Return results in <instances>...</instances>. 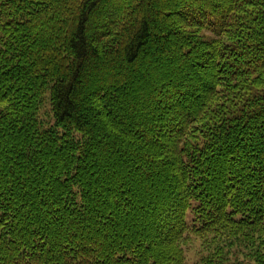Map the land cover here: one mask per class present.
Segmentation results:
<instances>
[{"label":"trees","instance_id":"16d2710c","mask_svg":"<svg viewBox=\"0 0 264 264\" xmlns=\"http://www.w3.org/2000/svg\"><path fill=\"white\" fill-rule=\"evenodd\" d=\"M0 159V264H264V0H0Z\"/></svg>","mask_w":264,"mask_h":264},{"label":"rangeland","instance_id":"374dc122","mask_svg":"<svg viewBox=\"0 0 264 264\" xmlns=\"http://www.w3.org/2000/svg\"><path fill=\"white\" fill-rule=\"evenodd\" d=\"M202 33H204L206 36H209V37L214 35L211 31H207V30L203 31ZM178 64L179 63L177 62L174 65L177 66ZM146 68L148 69V67H145L143 65V66H140L139 68H137V71L138 72L148 71ZM150 106H151V104H148V106L146 105L145 107H142V108L140 106L141 109L140 108L139 109L140 110H142V109L144 110L145 108H149ZM114 112L117 114L116 118H119V115L122 114V113L125 114L124 110H116ZM115 113H113V114H115ZM94 118L96 120H99V121L103 120V118H100L98 115H94ZM120 120L121 119H119V121ZM135 131L136 130H134V125H132L131 131L125 130L123 128V126H122V128L120 130V133H121L120 137L122 139L117 142L118 144L115 143L112 147H110L112 149V150H110V152L109 151L106 152L104 157L103 156L101 157L99 164L96 166V174L97 175L105 174L106 171H108V170H112L113 171V167H111V163L116 164V160H117L116 158H118L120 156L119 154L122 153L121 151H123V150H120V149H124L125 142L129 141V139H130L129 135H134V134L136 135L137 134ZM127 132H129V134ZM106 134H107V132H103V135H106ZM133 154L135 155L136 153L133 151ZM13 157L14 156H10L9 158H10L11 161L14 162L15 161V159H14L15 157L14 158ZM5 159H6V157H5ZM4 161L5 160H1L0 159V166L3 164ZM134 167H136L135 164H133V167L131 169H134ZM129 169H130V167L127 168L126 172H128ZM103 184H105V181H103ZM100 189H101V187H98L96 191L99 193ZM102 192L104 193L105 190L104 191L102 190ZM185 250H186V252H185V254H186L185 264H198V260L200 259V256L202 254L201 246H200V240L193 235L191 240H190V242L188 243V245H186Z\"/></svg>","mask_w":264,"mask_h":264}]
</instances>
